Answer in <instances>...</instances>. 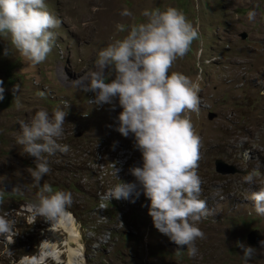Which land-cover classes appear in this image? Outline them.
<instances>
[{
  "label": "rangeland",
  "instance_id": "1",
  "mask_svg": "<svg viewBox=\"0 0 264 264\" xmlns=\"http://www.w3.org/2000/svg\"><path fill=\"white\" fill-rule=\"evenodd\" d=\"M45 4L60 24L42 63L33 66L6 38H0V82L4 88L0 100V215L7 213L15 222L12 243L0 236V264H69L71 252L74 260L78 258L77 264H242L238 244L245 245L246 235L256 230L264 241V215L255 213L250 199L251 192L264 187V0H45ZM169 6L182 11L198 33L184 57L169 69L199 86L198 110L182 113L200 139L196 168L199 199L208 209V215L196 225L204 238L194 242L197 253L192 257L182 247H170L171 241L152 226L147 214L149 201L142 192L127 199H109L110 206L105 204L100 197L119 181L113 170L105 183L98 177L89 178L86 170H94L92 158L90 164L68 167L72 175L60 173L62 166L53 162V178L40 181V185L70 192L72 204L55 219L59 221L35 215L32 204L39 189L33 187L30 176L33 158L16 143L19 120L27 123L37 110L51 112L68 104L63 136L74 134L73 152H92L98 142L105 143L108 154L132 145V159L116 165V176L133 182L128 169L140 165V154L131 136L122 137L114 130L119 106L114 100V108L95 107L89 102L93 93L84 92L82 82L90 77L88 69L97 70L98 51L122 39L131 25L144 22V10ZM125 9L130 15H121ZM250 10L255 12L251 22L247 20ZM241 35L245 37L241 39ZM58 38L86 71L66 72L68 80L56 75L52 62ZM5 47L10 50L7 56ZM112 75L105 70L106 82ZM212 115L217 118L210 120ZM109 159L107 155L104 161ZM216 159L235 166L240 173L218 172ZM253 168L262 175L251 185L243 183V175ZM114 202L120 205L117 215ZM69 217L74 230L68 223L63 226L69 232L55 228ZM70 233L78 238L76 245L69 242ZM43 248L50 252L48 259L40 258ZM254 249L248 264H264V247ZM24 253L30 258H22Z\"/></svg>",
  "mask_w": 264,
  "mask_h": 264
},
{
  "label": "clouds",
  "instance_id": "2",
  "mask_svg": "<svg viewBox=\"0 0 264 264\" xmlns=\"http://www.w3.org/2000/svg\"><path fill=\"white\" fill-rule=\"evenodd\" d=\"M121 15L130 13L125 9ZM142 15L144 22L131 25L122 39L98 51L97 70L88 69L90 77L82 82L83 91L93 93L89 102L95 107L119 106V113L115 111L114 130L122 137L131 136L134 148L140 154V165L128 169L134 181L123 182L116 176L119 171L116 165L132 159V145L108 154L105 143L98 142L92 152H73L74 134L63 136L68 104L57 106L51 112L37 110L27 123L19 120L20 133L16 143L33 158L34 168L30 169V176L33 187L39 189L32 204L35 215L49 222L59 221L55 219L64 215L72 204L70 192L40 185V181L46 182L42 177L50 170L48 159L52 167L53 162L58 161L63 168L62 174L72 175L68 167L90 164L88 160L92 158L94 170H86L89 178L98 177L105 183L108 173L113 170L112 174L119 181L100 197L105 204H110L109 199H127L142 192L149 201L147 214L152 226L178 248L186 249L187 255L192 257L197 253L194 242L204 238L196 225L208 215V209L205 201L199 199L200 179L196 168L200 139L190 119L182 113L198 110L199 86L184 74L169 72V69L177 59L184 57L198 33L183 12L175 7L146 9ZM254 17L255 12L250 10L247 20L251 22ZM59 24V19L48 11L45 0H0V38H6L12 49L33 66L47 58L55 41L54 29ZM3 54H10L8 47L4 48ZM72 55L73 52L67 51V44L63 45L59 40L52 65L60 70L58 72L55 68L56 75L65 80L70 78L66 72L86 71L76 58L73 61ZM105 70L113 73L107 82ZM12 91L15 93V86ZM3 93L0 82V100ZM39 95L43 97L44 93ZM16 107H21L18 99ZM107 155L110 159L105 162ZM214 167L218 172L227 170L230 173V168H235L220 159L215 160ZM261 175L257 168H253L243 175V183L251 185ZM250 199L255 213L264 215V187L251 192ZM112 204L117 215L120 205ZM14 223L7 213L0 215V236L7 237L8 244L12 243ZM253 232L258 231L246 235L245 245ZM245 245L238 244L242 264H248L255 252L254 248ZM259 245L264 247V241ZM44 254L49 255L46 251ZM30 256L24 253L22 258ZM82 261L85 263L84 257Z\"/></svg>",
  "mask_w": 264,
  "mask_h": 264
},
{
  "label": "bare ground",
  "instance_id": "3",
  "mask_svg": "<svg viewBox=\"0 0 264 264\" xmlns=\"http://www.w3.org/2000/svg\"><path fill=\"white\" fill-rule=\"evenodd\" d=\"M64 223H68L69 224V226L71 227V228H73V230H74V225L75 224H73V221H72V219L69 217L68 219H66L65 221H61V222H59L56 226H55V228H62L63 229V231H65V232H69V229L67 228V227H64L63 225H65ZM61 229V230H62ZM76 230V229H75ZM75 233V232H74ZM69 239V242L70 243H72V244H74V245H76L77 244V241H78V238L73 234V233H70V235H69V237H68ZM45 251H46V249L45 248H43V250H42V252H40L41 254H40V258L41 259H48L49 257L47 256V255H45L44 253H45ZM48 253L50 254V252L48 251ZM75 257V256H74ZM69 258H70V261H69V264H77L76 263V260L78 259H76V260H74L73 259V253L71 252V254L69 255ZM69 260V259H68ZM79 264V263H78Z\"/></svg>",
  "mask_w": 264,
  "mask_h": 264
},
{
  "label": "water",
  "instance_id": "4",
  "mask_svg": "<svg viewBox=\"0 0 264 264\" xmlns=\"http://www.w3.org/2000/svg\"><path fill=\"white\" fill-rule=\"evenodd\" d=\"M245 36L241 35L240 38L243 39ZM215 118V115L210 116V120ZM232 170V174L234 173H238V171L236 170V168L231 167L230 168ZM261 236L258 232H253L251 233L247 239H246V245L252 248H258L259 244L261 242ZM171 246H175L176 248H178L174 243L170 242ZM183 248V247H182ZM178 249H181V247H179Z\"/></svg>",
  "mask_w": 264,
  "mask_h": 264
},
{
  "label": "trees",
  "instance_id": "5",
  "mask_svg": "<svg viewBox=\"0 0 264 264\" xmlns=\"http://www.w3.org/2000/svg\"><path fill=\"white\" fill-rule=\"evenodd\" d=\"M117 116V115H116ZM48 161H49V159H48ZM49 172L46 174V175H44L43 177H42V179H44V180H46V181H49V180H51L52 178H53V175H54V171H55V169L49 164ZM59 172L60 173H63V168H61L60 170H59ZM52 188H57V187H52Z\"/></svg>",
  "mask_w": 264,
  "mask_h": 264
}]
</instances>
